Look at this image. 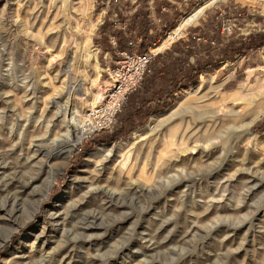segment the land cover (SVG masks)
Instances as JSON below:
<instances>
[{
	"label": "rangeland",
	"instance_id": "obj_1",
	"mask_svg": "<svg viewBox=\"0 0 264 264\" xmlns=\"http://www.w3.org/2000/svg\"><path fill=\"white\" fill-rule=\"evenodd\" d=\"M183 1L193 7L153 48L201 7L173 43L210 9L232 26L224 37L264 32V0ZM136 7L0 0V264H264V49L205 70L129 136L77 158L105 132L76 141L116 59L101 28L109 11L121 27L116 9ZM71 146L68 160L56 156ZM49 163L59 169L43 197ZM124 163H137L131 176Z\"/></svg>",
	"mask_w": 264,
	"mask_h": 264
},
{
	"label": "trees",
	"instance_id": "obj_2",
	"mask_svg": "<svg viewBox=\"0 0 264 264\" xmlns=\"http://www.w3.org/2000/svg\"><path fill=\"white\" fill-rule=\"evenodd\" d=\"M137 0V7L130 15L116 9L117 20L122 24L118 27L108 20L101 28L103 42L100 44L103 53H118L131 50L128 39L138 42L141 54L149 52L160 38L173 28L185 11L193 7L184 5L183 0ZM214 10H208V19L201 25L190 29L185 38L173 43L170 49L155 56L151 63L153 72L146 75L142 85L130 93L123 111L117 115L113 127L94 137L90 146H84L77 152L78 160L96 145H109L117 142L136 131L148 121L155 111H163L175 93L184 87H192L205 70L216 67L223 62H233L247 52L264 49V32L252 33L247 37L235 32L230 37L221 35L222 22ZM108 28L109 34L104 30ZM116 39V46L110 40ZM194 58V62L191 61Z\"/></svg>",
	"mask_w": 264,
	"mask_h": 264
},
{
	"label": "built area",
	"instance_id": "obj_3",
	"mask_svg": "<svg viewBox=\"0 0 264 264\" xmlns=\"http://www.w3.org/2000/svg\"><path fill=\"white\" fill-rule=\"evenodd\" d=\"M232 31V26L224 24L222 30L224 34H230ZM111 42L116 46L114 37L111 38ZM128 45L131 50L118 53L113 64L108 65L105 70L109 75V84L101 102L93 105L82 120L83 127L80 131H83L84 139L110 129L126 105L130 93L136 91L144 77L153 72L151 63L158 53L152 52L149 48L148 53L141 54L138 51V42L134 38L128 39Z\"/></svg>",
	"mask_w": 264,
	"mask_h": 264
},
{
	"label": "bare ground",
	"instance_id": "obj_4",
	"mask_svg": "<svg viewBox=\"0 0 264 264\" xmlns=\"http://www.w3.org/2000/svg\"><path fill=\"white\" fill-rule=\"evenodd\" d=\"M203 11H204V8L203 7H201V8H199V9H197V10H195L193 13H191V14H189V15H187V16H185L182 20H181V22L179 23V25L177 26V27H175L172 31H170L169 32V34H168V36L166 37V38H164L160 43H158L154 48L153 47H151V50H152V52H154V53H159V52H162L163 50H165V49H167V48H169L170 46H171V44L173 43V41H175L176 40V38L178 37V36H181L182 35V33L187 29V27L191 24V23H193L195 20H197L200 16H201V14L203 13ZM189 98H190V96L189 97H186L180 104H179V106H178V108H180L181 106H183V105H185V103L186 102H188L189 101ZM195 98V97H194ZM197 98V97H196ZM232 98V96L231 95H223L222 97H221V101H228V100H230ZM66 113V112H65ZM77 114H78V112H77ZM76 116H78V115H75V117L73 116V117H68V120H67V123H68V125L70 126V124H72L73 123V121H75L76 120ZM173 117V116H172ZM80 123V122H79ZM81 127H83V125H81V123L78 125V131H80V129H81ZM79 133V132H78ZM75 133L72 131V134H71V136L72 137H75ZM70 136V137H71ZM174 138V137H173ZM84 139V134H83V131H80V136L76 139V141L79 143L80 141H82ZM143 139L144 138H142V140H140V143H141V141H143ZM183 140V139H182ZM170 141H173V140H170ZM175 142H176V140H175ZM166 143V142H165ZM1 144V143H0ZM135 144V143H134ZM133 144V145H134ZM139 144V143H138ZM144 144V143H143ZM132 145V144H131ZM141 145V144H140ZM119 148H121V147H119ZM124 149V148H123ZM123 149H121V151H120V155L121 156H123V155H125L124 154V150ZM74 150V146H71V147H69V148H64V149H62V150H60V151H58L57 153H56V156H60V155H62L63 153H66V160H68L69 159V157L71 156V152ZM102 150V149H101ZM109 150H112L111 148L109 149ZM128 151V150H127ZM126 151V152H127ZM151 152H152V150H151ZM109 153H111V152H109ZM65 155V154H64ZM107 155H108V153H107ZM106 157V156H105ZM104 157V159H106ZM108 157H109V155H108ZM107 157V158H108ZM130 161H131V156H129L128 158H127V163H130ZM127 163H124L123 165H122V167H121V170H126V171H128V174L131 176V173H132V171H134V169H135V167H136V165H137V163L134 165V166H132V167H126V166H128V164ZM146 162L143 164V166H142V169H141V176L142 177H144L145 175H146ZM138 168V167H137ZM48 169H49V174H50V176H49V178H48V180H47V184H46V188H45V193H43V197H45L46 195H47V193L49 192V190H50V188L54 185V183L56 182V174H55V172H56V170L57 169H59V168H57L54 164H52V163H49L48 164ZM0 173H1V171H0ZM134 173V172H133ZM132 173V174H133ZM133 186V185H132ZM131 187V186H130ZM132 188V187H131ZM139 189V188H138ZM98 190V189H97ZM102 190V188H99V191H95L97 194H99V192ZM141 191L142 192H145L143 189H141ZM117 193V192H116ZM96 194V195H97ZM106 195H112L113 193H109L108 191H106V193H105ZM113 195H115V193L113 194ZM127 196L129 195V194H126ZM125 196V195H124ZM103 197H105V196H103ZM217 224H219V223H216L213 227H216V225ZM88 228H91V227H89V226H85V227H83V229L86 231ZM93 228V227H92ZM84 231V232H85ZM63 261V260H62Z\"/></svg>",
	"mask_w": 264,
	"mask_h": 264
},
{
	"label": "crops",
	"instance_id": "obj_5",
	"mask_svg": "<svg viewBox=\"0 0 264 264\" xmlns=\"http://www.w3.org/2000/svg\"><path fill=\"white\" fill-rule=\"evenodd\" d=\"M113 62V60H111Z\"/></svg>",
	"mask_w": 264,
	"mask_h": 264
},
{
	"label": "water",
	"instance_id": "obj_6",
	"mask_svg": "<svg viewBox=\"0 0 264 264\" xmlns=\"http://www.w3.org/2000/svg\"><path fill=\"white\" fill-rule=\"evenodd\" d=\"M169 49V48H168Z\"/></svg>",
	"mask_w": 264,
	"mask_h": 264
}]
</instances>
